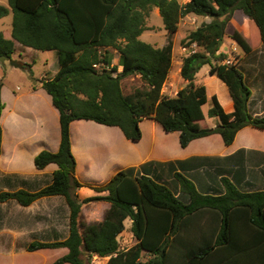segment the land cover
<instances>
[{"label":"trees","instance_id":"16d2710c","mask_svg":"<svg viewBox=\"0 0 264 264\" xmlns=\"http://www.w3.org/2000/svg\"><path fill=\"white\" fill-rule=\"evenodd\" d=\"M7 4L0 5V18L11 11V33L7 38L0 31V55L11 57L15 40L35 50H54L58 64L54 77L39 81L59 113V147L56 152L42 150L33 159L37 169L49 163L57 169L41 189L1 191L0 202L15 200L27 206L41 197L61 195L69 207L68 235L57 241L33 240L26 250L67 248L49 264H86L93 255L108 256L105 264H264V189L242 191L221 176V190L201 192L176 171L188 166L177 161L168 169L187 202L159 182L158 176L150 175L148 163L119 170L106 183L90 186L105 195L79 200L75 191L83 185L74 176L69 132L71 121L93 120L117 126L126 139L136 142L141 139L139 122L148 118L166 133L178 132L179 145L185 147L214 133L229 145L245 126L264 130V113L252 116L248 112L251 91L242 72L233 63H222L227 57L224 50L217 52L235 11L248 19L251 37L264 47V0H7ZM153 7L171 36L181 17L211 18L181 40L183 46L195 44L202 51L183 57L180 76L187 83L174 96L162 92L172 65V40L159 48L138 38L148 29L145 20ZM231 38L244 53L256 47L236 30ZM110 50L119 55L116 64ZM205 64L226 85L232 102L226 111L211 95L208 116L218 119L215 127L202 122L206 87L194 83L196 72ZM117 66L122 70L116 71ZM133 74L139 75L144 86L123 94L120 80ZM2 108L0 97V115ZM100 200L109 203L102 219L83 223L79 219L82 204ZM125 219H130L136 241L120 249L118 236Z\"/></svg>","mask_w":264,"mask_h":264},{"label":"crops","instance_id":"0c3cea01","mask_svg":"<svg viewBox=\"0 0 264 264\" xmlns=\"http://www.w3.org/2000/svg\"><path fill=\"white\" fill-rule=\"evenodd\" d=\"M152 9L158 11L156 7ZM9 13H11V11ZM194 16L199 18L201 22H209L211 20L208 16ZM1 31L5 37H10L11 29L7 32ZM153 45L159 48L163 46H157L155 43ZM20 47H23L25 52L30 48L14 40V51ZM222 50L225 51V49ZM226 53L229 58L228 51ZM249 53H251L250 59L243 61L238 60L239 62L233 63L239 70L241 69L240 71L243 74L246 84L251 83L247 80V72L250 75L253 73V77L255 78L259 76L260 78L263 77L264 80V69H261L262 67L260 68L259 60L256 59V55L252 53V50ZM186 55L187 54H184V56ZM227 59L223 60L222 63L226 62ZM181 64L182 61L178 62L174 67V80H176L178 74L180 75ZM171 69L172 65L169 74ZM55 73L54 70L51 76L47 77L51 78ZM169 74L163 84L162 92L164 88H167L169 91H174V94L170 95L174 96L179 89L186 85L187 81L181 77L184 80V86L180 84L174 88L173 82L169 80ZM209 76L213 77L215 75L209 73ZM41 77L44 78L45 76L42 75ZM212 81H215L220 91L224 92L225 95H228L227 97L230 98L226 85L219 78L213 77ZM195 84L200 85L198 83ZM204 85H206V83H204ZM261 85L262 88L259 90V96L255 94L257 91L250 89L251 94L247 101V109L252 116H261L264 113V100L261 102L264 96V83H261ZM205 87L207 94V86ZM213 93L216 96L218 95L216 90H212L211 95H213ZM0 97L3 102L0 115V191H14L19 188L26 189L30 192L37 191L50 183L52 173L57 169V165L54 163H49L43 169H37L33 164V159L35 155L42 150L50 152H56L58 150L60 143L58 110L54 107L51 96L41 87L40 81L25 88H20L19 86L15 88H5L2 84L0 88ZM219 99L220 98H218V100ZM230 103L231 110L232 102ZM211 118H213L214 124L209 127L217 126L218 119L216 117ZM204 119L202 120L203 123ZM143 126H147L148 133L151 134L152 138L146 139ZM139 127L141 130V139L134 142L126 139L121 130L116 126H107L86 119H77L70 122V149L76 161L74 176L78 182L83 185L75 191L79 200L85 198L80 196L82 189L90 188L88 186L91 185H100L91 183V179H94V171H91L90 168L94 165L95 157L104 159L99 162L101 165L96 169V172L105 175V180L101 184L107 182L119 170L128 167L138 168L145 163L150 164V175L155 174L158 176L159 182H171L172 175L168 169V165L170 163L176 164L177 161H185L188 166L186 168L184 167L185 169L176 167V171L182 172L185 176H187L188 173H202L203 177L209 178V183L205 186L209 190L215 189L216 186H214V184L217 181L220 182L221 176L228 177L232 182L233 180L237 181V183L244 187L245 191L264 189V130L245 126L237 131L233 142L229 145H225L220 135L214 133L205 137L193 139L185 147L179 145L178 132H171L168 134L174 137L176 145L174 149H167L165 143L164 145L161 144L156 137V133H159L158 130L162 129L156 121L143 118L139 122ZM113 138L120 141L124 146L122 148L118 147ZM102 146L107 149H102ZM117 161L120 162V166L116 168ZM81 163L83 166H81ZM212 175H214V178L211 181L210 177ZM191 180L193 181V179ZM193 182L196 183V181ZM195 185H197V183ZM90 190L93 194L89 196L105 195L107 193L95 192L91 188ZM215 190L219 191L220 189ZM42 201L46 202L45 205H40ZM92 203L97 204L95 206L100 210L102 219L105 210L109 207V203L103 200L93 201ZM41 206H44V208H41ZM95 206H92V208H95ZM18 207L15 213L16 230L18 232L24 233L29 228L28 225L34 226L33 222H35V224L44 222L45 226H56L58 222L65 221V225L68 227L69 207L61 195L41 197L27 206L19 204ZM81 207L82 210L83 204ZM23 208H26V210L30 209V211L24 213ZM59 209H61L60 213ZM37 211L46 213L47 217H49V221L46 218L42 221H38L37 217L33 216ZM28 216H30V218H28ZM89 222L91 221H87V223ZM53 234L58 235V233L52 232V235ZM58 249L63 250L59 256L65 254L66 248L63 247ZM12 254L15 255L17 253ZM107 259L108 256L99 257L93 255L88 264L99 260L100 264H105Z\"/></svg>","mask_w":264,"mask_h":264},{"label":"rangeland","instance_id":"374dc122","mask_svg":"<svg viewBox=\"0 0 264 264\" xmlns=\"http://www.w3.org/2000/svg\"><path fill=\"white\" fill-rule=\"evenodd\" d=\"M177 1L187 2L188 0H177ZM0 5L8 6L7 0H0ZM152 10L153 9L150 10L148 17L145 20V25L148 27V29L144 30L139 35L138 38L141 41L149 43L151 45L155 43L157 46H162V45L164 46L168 40L170 39L172 40L174 47L172 49V69L170 71V74L168 73L169 80L173 82L174 88H176L180 84H182L181 86H184V80L181 78L179 74L176 77V80H174V67L178 62L182 61L184 54H188L190 50L202 51V49H198V47L194 44L187 46L188 49L184 51L183 50L184 46L181 43V40L184 37H186L190 31L194 30L197 26L200 25L201 20L195 17L194 15H189V14L184 17H181L178 21L177 31L171 36L168 35L167 32L165 31L163 27L162 19L159 16V12L156 9L153 11ZM11 19H12L11 13L0 18V31L1 30H3L4 32H7L8 30L10 31ZM233 30L238 31L249 45L252 46L256 45V47L251 50L252 53L256 55V59L259 60L260 68L262 67L261 69H264V47L261 43L256 44L253 38L251 37L249 33L248 19L240 11H235L230 17L226 26V32L224 38L221 41V43L217 45L218 46L217 52H220L222 49H225L226 52L228 51L229 58L226 57L224 59L226 60L228 58L227 59L228 63H235L238 60L243 61L251 58V53L249 52L244 53L243 50L237 45V43L231 38V33ZM110 52L112 54V64H116L119 55L114 50H110ZM11 58L21 62L23 65L20 68H16L11 66L8 61L0 62V82L5 86V88H12V87L15 88L16 86H19L20 88L28 87L30 85L37 83V81L41 79L50 78L47 76H51L54 70L55 72L58 70L57 57L54 50L41 51V50H34L32 48H29L25 52L23 50V47H20L12 53ZM121 70L122 67L117 66L116 71L119 72ZM246 74H247V80L251 82L247 85L253 91H257L255 92V94L259 96L260 95L259 90L262 88L261 83L262 84L264 83L263 77L260 78L259 76L255 78L253 77V73L250 75L247 72ZM42 75H44L45 77L42 78L41 77ZM52 77H54V75ZM213 77L209 76L208 65L205 64L201 66V68L196 72L195 80H194L195 83L201 85H204V83H206L205 86H207V91H208L207 103H205L202 107V110L204 112L203 114L205 116L204 125L207 126L214 124L213 118L208 116V110L212 106V102H211L212 90L217 91L218 94L217 96L218 98H220L219 102L220 104H222V107L226 111L230 110V105H231L230 103L231 100L230 98L227 97L228 95H225L224 92L220 91L215 81H212ZM120 85L123 94H129L133 92L135 89L143 87L144 82L140 79L139 75L133 74L128 77L122 78L120 80ZM163 94L165 95L167 94L170 96L174 94V91H169V89L164 88ZM263 100H264V96L261 99V102ZM143 128L145 130L146 139L152 138L151 134L148 133L147 126H143ZM158 132L159 133H156V137L159 139L161 144L164 145L165 143L167 149H174L176 145V141L174 137L168 133L166 134L164 131H162V129L158 130ZM114 140L118 147L122 148L124 146L120 141H117L116 139ZM101 148L104 150L107 149L104 148L103 146ZM101 160L104 159H101V157L94 158V165L92 166V168H90L91 171H94L93 172L94 179H91L92 180L91 183L101 184L105 180L104 174L96 172V169H98V167L101 165L99 164ZM81 166H83L82 163ZM117 166H120L119 161H117V165L115 167L117 168ZM188 174L187 176L190 179L196 181L198 185V186L196 185L198 190H200L201 192H211L209 189L205 187L206 184L209 183V178L203 177L202 173L200 174L199 172L198 173L194 172L193 174L188 173ZM213 178L214 175L210 177V180L212 181ZM82 180H87V179H82ZM233 182H235L236 186L240 190L245 191L244 187H242L239 183H237V181L233 180ZM163 184L166 185L173 194H176L181 201L187 202L188 197L179 192L178 184L176 180L172 178V176H171V182L164 181ZM214 186H216L215 189L221 190L220 182L217 181L214 184ZM0 190H1V186H0ZM92 194L93 192L90 190V188H84L80 192V196L82 197H87ZM45 203L46 202L42 201L40 205H45ZM95 205L97 204H93L92 202L83 204V209L81 210L80 218H79L83 223H87V221H91V222L98 221L101 219L100 210ZM18 206L19 204L15 200H7L5 202H0V264L51 263L56 258H58L59 255H61L63 250L56 248V249L39 250L35 252H27L26 247L33 240L57 241L66 238L65 236H67L68 227L65 225V221L58 222L56 226H50V225L45 226L44 222H40V223L37 222L38 224H35V222H33L34 223L33 227L31 225H28L29 228L24 233H21L16 230V223H15L16 221L15 213L17 208H19ZM92 206H95V208H92ZM41 208H44V206H41ZM23 209H24L23 210L24 213L25 212L28 213L30 211V209L27 210L26 208ZM60 210L61 209H59V213ZM33 216H36L38 221H42L45 218L49 221V217H47L46 213L44 212L37 211ZM28 218H30V216H28ZM130 225H131L130 219H125L124 230L120 233L118 237L120 249H127L131 245H133L136 241L130 231ZM52 232L58 233V235L57 234L52 235ZM66 252H67V248L65 250V253ZM12 253H17V254L13 255ZM145 258L146 256H144L142 259L145 260ZM90 264H100V260Z\"/></svg>","mask_w":264,"mask_h":264},{"label":"water","instance_id":"95a60500","mask_svg":"<svg viewBox=\"0 0 264 264\" xmlns=\"http://www.w3.org/2000/svg\"><path fill=\"white\" fill-rule=\"evenodd\" d=\"M221 41L222 40H219L218 44L221 43ZM4 61H8L11 66L16 67V68H20L23 65L21 62L15 60V59H12L9 56L0 55V62H4Z\"/></svg>","mask_w":264,"mask_h":264},{"label":"built area","instance_id":"2783aa9c","mask_svg":"<svg viewBox=\"0 0 264 264\" xmlns=\"http://www.w3.org/2000/svg\"><path fill=\"white\" fill-rule=\"evenodd\" d=\"M194 45H195V44H194ZM187 49H188L187 47H185V46L183 47V50H184V51H186ZM191 51H193V50H190V52H191ZM225 63H227V64H231V63H228L227 61H226ZM94 66L97 67V65H94Z\"/></svg>","mask_w":264,"mask_h":264}]
</instances>
